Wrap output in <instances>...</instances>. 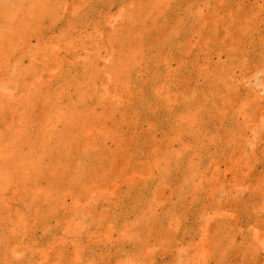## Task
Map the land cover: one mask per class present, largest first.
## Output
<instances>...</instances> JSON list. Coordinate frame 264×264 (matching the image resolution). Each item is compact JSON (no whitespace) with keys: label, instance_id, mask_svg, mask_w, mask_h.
<instances>
[{"label":"rangeland","instance_id":"rangeland-1","mask_svg":"<svg viewBox=\"0 0 264 264\" xmlns=\"http://www.w3.org/2000/svg\"><path fill=\"white\" fill-rule=\"evenodd\" d=\"M0 264H264V0H0Z\"/></svg>","mask_w":264,"mask_h":264}]
</instances>
